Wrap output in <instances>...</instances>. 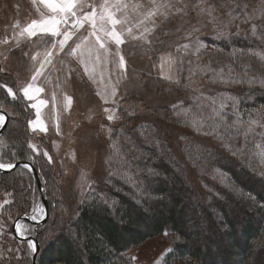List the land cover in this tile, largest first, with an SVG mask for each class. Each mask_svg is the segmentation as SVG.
I'll return each mask as SVG.
<instances>
[{"label":"trees","instance_id":"trees-1","mask_svg":"<svg viewBox=\"0 0 264 264\" xmlns=\"http://www.w3.org/2000/svg\"><path fill=\"white\" fill-rule=\"evenodd\" d=\"M190 1L192 13L189 17L233 9L237 18L251 20L240 30H223L226 39L215 38L217 34L205 36L207 42L203 43L211 49L199 52L190 34L188 43L193 50L188 52L185 67L178 57L181 65L179 67L178 63V80L172 84L171 91H166L176 98L169 107L175 124L187 131L181 146V139L166 140L169 124L161 133L159 125L156 130L154 123L139 121L147 116L139 107H117L121 119L125 117V121H131L140 133L118 128L122 121L113 124L112 135L118 140V155L110 154L109 164L113 172L134 177L139 187L134 189L119 179L112 181L114 187L105 183L106 178L98 181L100 192L107 193L109 206L101 202L99 195L93 199L88 193L83 201L72 206L71 215L65 212L60 215L53 207L61 201L55 195L60 187L58 179L51 176V168L45 161L41 162L42 157L39 155V159L28 147L27 133L22 134L21 128L15 125L10 130L13 116L0 101V108L10 116L0 137V162H31L48 203L47 223L36 227L21 221L31 226L29 235L35 230V237L41 244L38 264H132L130 253L133 249L165 235L166 231L174 237L171 249L175 250L167 254L164 264H264V168L259 166L261 159L264 160V148H259V144L264 146V135H261L264 130L247 125L243 119L248 115L253 122L264 107V60L260 57L261 49L264 51V0H239L228 9L221 0H205L206 6H200L199 0ZM197 34L193 33L196 37ZM4 75L14 76L12 73ZM189 77L206 81L197 89L189 82ZM157 79L167 83L161 75ZM0 98L6 99L4 88H0ZM156 101L153 106L158 105ZM11 104L28 111L20 101ZM24 117L20 121H24ZM237 119L242 130L234 142L244 146L243 166L237 157L220 147L222 141L216 134L224 135L222 124L230 125ZM217 125L221 127L213 132ZM249 126L254 132L248 133L245 143L243 129ZM7 136L10 138L6 139ZM207 138L209 141L204 140ZM175 146L185 151L192 165L193 184L187 177L190 168L182 163V158H177ZM209 153L222 155L205 159ZM0 185V203L2 196L11 200L10 204H0V219L5 227L8 226L13 247L17 243L25 252H22L24 257L18 259L13 250H8L5 256L0 255V264H33L26 252V242L14 236L12 227L18 217L31 216L41 203L40 189L32 172L23 166L0 173ZM249 205L253 209L248 208ZM54 210L57 211L55 223ZM48 227L53 234L45 239L44 230ZM58 231H62V238L50 244ZM3 239L1 234L0 241Z\"/></svg>","mask_w":264,"mask_h":264},{"label":"rangeland","instance_id":"rangeland-1","mask_svg":"<svg viewBox=\"0 0 264 264\" xmlns=\"http://www.w3.org/2000/svg\"><path fill=\"white\" fill-rule=\"evenodd\" d=\"M236 1L239 0H221L227 5V9L234 7ZM190 2V0H121V3L128 7L117 11L113 7L116 0H107V7L114 14L115 19L123 21L122 25L116 26V30L123 33L122 38L125 41L119 46V55H117V46L110 41L106 44V49H101L95 43L94 37H89L81 43L83 37H86L91 30L88 24L77 33L81 39L73 37V40L69 41L72 47H75L76 43H81V47L75 53H71L68 46L61 51L58 47H53V37L44 33L40 25L42 22H49L52 18L61 20L62 14L54 12L43 0H0L2 65L0 85L11 87L16 94L15 100L24 103L28 111L12 105L11 102L15 100H12L7 92L6 99L0 98V101L6 104L3 108L8 109L13 116L10 130L19 126L22 134L27 133L29 143L36 145L41 153L42 158L38 156L41 162L45 161L51 168V176L58 179L60 187L55 190V195L60 197L61 201L59 200V204L56 205L57 211L62 207L63 212L71 215L74 211L72 206L76 205L77 201H83L91 184H94L97 192L100 193L101 188H98L97 182L107 178L108 171L112 169L108 160L109 155H118L116 151L118 140L114 135L109 134V130L113 133V124L122 121L118 128H129L137 134L140 133L139 128L136 130V125L130 124L131 121L128 123L125 117L121 119L117 107L118 109L123 105L139 107L140 111L147 114L139 121L154 123L156 130L159 125L158 131L161 133L169 124V130L165 131L166 140L172 142L181 139L180 146L185 142L183 137L187 131L175 124L169 109L176 98L166 91H171L172 84L178 80L180 74L178 63L179 67L181 66L180 62H177L178 57L182 59V66L185 67L188 52L191 53L193 50L188 43L190 34L194 37L193 33H198L197 37L202 42H207L205 36L215 35L227 28L233 31L240 30L248 20H251L242 16L237 18L238 15L233 9L230 12L208 11L196 17H189L192 13ZM80 3L85 5L84 11H91L94 7L99 14L102 10L101 6L105 5V0H80ZM198 4L206 6L207 2L199 0ZM160 5L173 7H158ZM177 9L186 11L181 12ZM75 10L79 15V4ZM150 11H155L156 15L146 18ZM33 22H36L35 25ZM101 23L106 30H111V25L100 21L98 16V27ZM58 27L63 30V23ZM128 28L132 29L131 35L126 31ZM97 34L103 35V32ZM141 35L144 36L142 40L131 38ZM185 44H189L187 49L183 47ZM206 48L211 49L207 44ZM260 53V57L264 60L262 49ZM120 55L125 61L123 68L119 66ZM41 64H44L43 68ZM37 70L39 75L33 81L32 77L36 75ZM180 72L183 70L181 69ZM9 73L14 76L4 75ZM160 75L167 83H161L157 79ZM188 80L197 89L206 81L204 78L194 77H189ZM29 84L33 85L30 89L33 99L30 101L22 92V89ZM214 84L213 82L212 85ZM35 89L41 91L37 92ZM154 100H157V106L152 105ZM41 101L43 103H40ZM33 103L37 104V108L29 106ZM117 103L120 105L116 106ZM105 109H113L118 119L108 121L106 119L108 113ZM258 113L259 115L254 119L255 123H251L248 115L243 119L247 125L251 124L254 128L264 130V107ZM23 117L24 121H20ZM29 121H38L40 128H46L47 131H32L29 128ZM8 138L10 137L7 136L6 139ZM204 140L209 141L208 138ZM209 144L211 147L214 145L211 142ZM175 147L177 158H182V163L190 168L187 177L193 184L192 165L186 159L185 151ZM259 148L263 149L264 146L259 144ZM44 151L52 157V164H49L47 158L43 156ZM261 161L259 166L264 168V160ZM9 198L2 196L1 203L8 204L11 201ZM6 201L8 203H5ZM248 208L253 209V206L249 205ZM1 209L2 205H0V215ZM43 212L41 201L33 209L31 216L42 215ZM6 228L8 231V226L5 227L0 219V236L3 234L2 241L9 244L3 246V242L0 241V255L5 256L8 250H13L18 259H22L24 249L17 243L13 247L14 241L10 238L9 231L6 232ZM17 228L20 236H33L29 235L31 230L29 224L20 221ZM52 232L51 227L46 228L45 234L43 233L44 238L52 236ZM173 238L168 234L163 235L133 249L130 253L131 259L135 257L132 259V264H153L154 260L161 257L160 264H164L167 250L172 248Z\"/></svg>","mask_w":264,"mask_h":264},{"label":"snow or ice","instance_id":"snow-or-ice-1","mask_svg":"<svg viewBox=\"0 0 264 264\" xmlns=\"http://www.w3.org/2000/svg\"><path fill=\"white\" fill-rule=\"evenodd\" d=\"M44 3L49 4V6L52 8L54 12H57L61 15V20H56L55 18H52L49 22H42L40 27L42 31L46 34H49L51 37H53V47H58L61 51L64 50L65 46H68L71 49V53H75L77 49L81 47V43H83L84 40H87L89 37L95 38V43L99 45L101 49H106V44L110 41L114 43L117 46V55H119V46L122 45L125 41L122 38L123 33L118 32L116 30L117 25H122L123 21L115 19L114 14L111 12V10L107 7V0H105V5L101 6V12L98 14L96 9L93 7L91 11H84L85 5L83 3H80V0H43ZM79 4L80 12L78 15V12L76 9L77 5ZM113 7L116 8L117 11H120L121 8H127L128 5L122 4L121 0H116V3L113 5ZM158 7H173L172 5H160ZM177 11L185 12L186 10L177 9ZM155 11H150L147 13V17L155 16ZM99 16L100 21L104 23H108L111 25V30L108 31L104 28V24L101 23L98 27L97 24V17ZM36 22H33L35 25ZM63 23L64 28L63 30H60L58 27L59 24ZM85 24H88L90 26V31L88 32V35L86 37H83L81 40V43H76L75 47H72V45L69 44V41L73 40V37H77V39H81L77 36V33L80 29L84 28ZM129 35L132 33V29L128 28L126 29ZM147 31V29L145 30ZM98 32H103V35L97 34ZM32 34H35V30L33 29ZM238 34V33H237ZM59 39H56V38ZM134 40H142L144 39V36L141 35L139 37L132 36L131 37ZM217 39H226L227 37L223 32L217 33V36L215 37ZM193 40L195 42V49L196 51H201L202 49L206 48V44L203 43L199 37L194 36ZM185 49L189 47V44L183 45ZM219 51V49H217ZM235 52V50H234ZM70 53V54H71ZM49 55H51L49 53ZM50 62V61H49ZM125 65L124 57L120 55L119 58V66L123 68ZM44 67V64H41V68ZM2 71V69H0ZM87 71V68L85 69ZM39 75V70H37L36 75H33L32 79L35 81ZM235 79V78H234ZM0 88H5L7 95L12 98V100L16 99V94L13 92V89L11 87H8L7 85H0ZM33 88L32 84H29L27 87L22 89L23 96L27 100H32L33 96L30 95V89ZM35 91L39 92L41 89H35ZM40 103H43L41 101ZM31 108H37V104L33 103L29 105ZM173 108L176 107V105L172 106ZM225 107L224 105H221V108ZM105 112L108 113L106 119L108 121H113L115 119H118V117L115 115V112L113 109H105ZM129 116L133 115L132 113H128ZM9 114L2 108H0V131L4 130L6 128L7 123L9 122ZM255 123V121L251 122ZM29 128L32 131H47L46 128L41 129L39 126L38 121H29ZM218 127H221V125H217L216 127H213L212 131L216 132V129ZM224 135H220L219 132H216L217 138L222 141L220 147L224 148L226 151L230 152L232 156L237 157L240 161L241 165L243 166L244 161V146H237L235 144V139L239 135L240 131L242 130L240 128L239 120L237 119L236 122L233 124H222ZM233 130H235V135H232ZM244 131V139L245 143L248 141V133H253L254 129L252 127H248L246 129H243ZM109 134L111 135V130H109ZM261 135H264L262 133ZM29 148H31L37 156H39L41 153L37 150V146L33 144L28 145ZM213 155H222L220 153H209L208 157H205V159L210 158ZM43 156L47 158L48 163L52 164V157L48 154L47 151L43 152ZM17 162H0V170L4 171H10L17 167ZM127 164V162H125ZM23 168L27 169L29 171L33 170V166L30 163H24ZM216 171H214V175H216ZM115 179H119L122 182L128 184L130 187L137 189L139 187L136 179L134 177H131L128 173L120 174L119 172H113L111 170L108 171V176L105 179V183L109 184L110 186L114 185L112 184V181ZM88 193L92 195L93 199L97 195H99V199L102 203L105 204V206H109L107 204V193H97V190L95 188L94 184L89 185ZM143 198V196H142ZM5 203H8L7 201ZM54 209L57 207L56 205L53 206ZM64 209L62 207L59 208L60 215L63 214ZM57 215V212L54 210L52 212L53 216V223H55V217ZM49 213L47 211H44L42 215H32L31 219L33 221H37L39 223L40 221H43L47 223ZM17 232H19V228H17ZM165 235H167V231L165 232ZM62 238V231H58L54 238L50 241V244H55L59 239ZM22 239L26 242L27 249L26 252L29 254L30 259H34L36 254L38 253L41 244L39 241L35 239V230L33 231V238H29L27 236H22ZM175 249H168L167 254H171ZM132 259H135V257H132ZM161 258H157L153 261V264H160Z\"/></svg>","mask_w":264,"mask_h":264},{"label":"water","instance_id":"water-1","mask_svg":"<svg viewBox=\"0 0 264 264\" xmlns=\"http://www.w3.org/2000/svg\"><path fill=\"white\" fill-rule=\"evenodd\" d=\"M1 67H2V65H1V62H0V69H1ZM6 126H7V125H6ZM3 131H4V130L0 131V137H1L2 133H3ZM24 163H30V164L33 166V170H31V172H32V174H33V176H34V178H35V181H36V183H37L39 189H40L44 211H47V212L49 213L47 199H46V196H45V192H44L43 186H42L41 181H40V179H39L38 172H37L35 166H34L31 162H28V161H21V162H18L17 167H21V166H23ZM17 167H15V168L12 169V170H15ZM4 172H8V171L0 170V173H4ZM22 220H25V221H27V222H30V223H32L33 225H35L36 227H39V226H42V225L45 224V222H43V221H40L39 223H37V221H33V220L31 219V217L28 216V215H23V216L18 217V218L14 221V223H13V228H12V230H13V234H14V236H15L16 238L22 240V241H24V240L22 239V236H20V235L18 234V232H17V225H18V223H19L20 221H22ZM47 220H48V219H47ZM27 237H29V238H33V236H27ZM35 239L38 241V238H37V237H35ZM38 253H39V251H38ZM38 253L36 254L35 258L33 259V264H38V263H37Z\"/></svg>","mask_w":264,"mask_h":264}]
</instances>
